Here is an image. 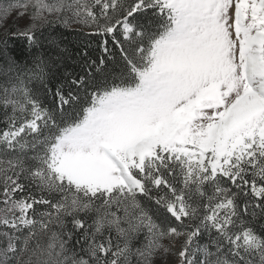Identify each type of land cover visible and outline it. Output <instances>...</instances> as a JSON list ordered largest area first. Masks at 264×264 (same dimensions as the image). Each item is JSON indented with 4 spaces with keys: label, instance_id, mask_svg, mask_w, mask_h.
Instances as JSON below:
<instances>
[{
    "label": "snow or ice",
    "instance_id": "snow-or-ice-1",
    "mask_svg": "<svg viewBox=\"0 0 264 264\" xmlns=\"http://www.w3.org/2000/svg\"><path fill=\"white\" fill-rule=\"evenodd\" d=\"M0 57V264H264V0H0Z\"/></svg>",
    "mask_w": 264,
    "mask_h": 264
},
{
    "label": "trees",
    "instance_id": "trees-1",
    "mask_svg": "<svg viewBox=\"0 0 264 264\" xmlns=\"http://www.w3.org/2000/svg\"><path fill=\"white\" fill-rule=\"evenodd\" d=\"M63 39L65 40V45H63V47L67 49L68 57L70 58L65 59L64 64H66L67 67L65 68L62 65L60 68V73H63L64 71H70L72 70L73 67H75L74 62L77 59L76 53L81 46V40L77 38L76 34L72 30L69 29L63 30ZM89 47L92 50L96 49L97 46L94 39L89 43ZM10 54L16 59L17 63L20 64L21 66L31 65L32 55L27 49L13 45L10 46ZM0 66H3L2 57H0ZM55 83L56 81H53V85Z\"/></svg>",
    "mask_w": 264,
    "mask_h": 264
}]
</instances>
